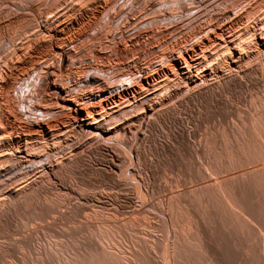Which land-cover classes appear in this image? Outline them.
<instances>
[{"label":"bare ground","instance_id":"bare-ground-1","mask_svg":"<svg viewBox=\"0 0 264 264\" xmlns=\"http://www.w3.org/2000/svg\"><path fill=\"white\" fill-rule=\"evenodd\" d=\"M10 3L0 23L27 25L22 38L15 24L18 39L0 38V234L20 239L0 241V264H264V99L254 91L264 78V0ZM181 24L188 29L174 33ZM141 41H150L142 63ZM43 43L48 56L37 68L36 58L21 65L24 51ZM192 104L222 121L232 109L239 125L228 139L215 134L194 147L197 131L180 116ZM161 124L167 139L154 150L202 156L190 167L193 188L176 176L159 182L139 151ZM62 162L96 171L108 190ZM26 191L48 196L31 202ZM49 209L61 225L90 220L39 244L32 223ZM19 249L26 257L16 263Z\"/></svg>","mask_w":264,"mask_h":264},{"label":"rangeland","instance_id":"rangeland-1","mask_svg":"<svg viewBox=\"0 0 264 264\" xmlns=\"http://www.w3.org/2000/svg\"><path fill=\"white\" fill-rule=\"evenodd\" d=\"M0 9H2V7H4V9H2L1 11L3 12V14L5 15V17L7 16L8 17V13L11 11V10H13L14 9V7L11 5V3H10V0H0ZM4 2V3H3ZM9 3V4H8ZM10 6V7H9ZM6 7V8H5ZM233 14V13H232ZM4 16H3V19L5 18ZM6 17V18H7ZM33 17H34V19H33ZM33 19V20H32ZM38 18H37V16L35 15V14H32V16H31V20L32 21H30V24H31V26L33 25H35L36 26V28H38V29H40V26H39V23H38V21L39 20H37ZM2 20V18L0 17V21ZM18 21V20H17ZM7 22V24L5 25V23ZM19 22V21H18ZM18 22H16L15 23V21H13V22H10V21H4V22H1L0 23V38L1 39H5V40H7L8 38L10 39V38H16V39H18L17 37L19 36V38H22V34H19L20 32H21V28H23V27H25L27 24H23L21 21L19 22V23H21V24H19ZM35 23V24H34ZM11 24H13V25H11ZM17 26L18 25V28H19V32H18V34H15L17 31H15V30H18V29H15V28H17L15 25ZM12 27H11V26ZM22 25H24V26H22ZM172 25V24H171ZM14 28V29H13ZM136 28L137 29H139L140 28V26H139V28H138V26L136 25V27L134 28V30H136ZM179 29L176 31V32H174V33H177L178 31H180L181 29H183L184 31L185 30H187L188 29V25L187 24H181L179 27H178ZM13 29V30H12ZM14 31V32H13ZM12 32V33H11ZM14 34V35H13ZM3 35V36H2ZM16 35H18V36H16ZM13 36H15V37H13ZM176 36H178V35H176V34H173V36L170 38V39H173V37L175 38ZM42 38V37H41ZM41 38L39 39V42L41 41ZM42 42V41H41ZM146 43L147 44H149L150 43V41H141V47H142V49H141V47H140V45H139V43H138V45L135 47V51L137 52L136 54H139V55H137L138 57H136V59L138 58V62H140V63H142V57L144 56V55H146V56H144V57H147V48H149L147 45H146ZM152 43H153V45L156 43H154V41H152ZM152 45V44H151ZM156 45V44H155ZM44 46V47H43ZM4 49H6V48H4V47H0V61L2 62V55L4 56V54H1L2 52L4 53ZM25 49V48H24ZM24 49H22L23 51H24ZM145 49V50H144ZM157 49H159V46L157 47ZM39 50V51H38ZM38 50H34V49H31V50H28V51H24V55H23V57L22 58H24V59H22L21 60V65L23 64V65H29V63H30V60H31V58L33 59H35L34 60V65H33V68H37V66L39 65V62L40 61H42V57L43 56H48L47 54H48V48H47V46H45L44 45V43H43V45L42 46H40L39 47V49ZM47 50V51H46ZM145 52H144V51ZM35 51V52H34ZM37 51H38V53H37ZM32 52V53H31ZM139 52V53H138ZM36 53V54H35ZM42 53V54H41ZM141 53V54H140ZM144 53V55H142ZM146 53V54H145ZM29 54H34L33 56H35V57H31V56H28ZM38 55V56H37ZM41 55V56H40ZM43 55V56H42ZM142 55V56H141ZM25 56H27V57H25ZM39 57V58H37V57ZM29 59V60H28ZM0 62V68L2 67L3 68V63H1ZM36 62V63H35ZM38 62V63H37ZM38 64V65H37ZM21 69H23V68H21ZM21 69L19 70V72L21 73ZM113 72H115V70L114 71H112V73ZM34 75V74H33ZM76 77V78H75ZM77 75H74V79H76L77 80ZM80 77V76H79ZM262 78V77H261ZM259 76H257V82H258V85H257V89H255L254 91H261L260 92V95H258V97H261V98H263L264 99V78H262L261 79ZM261 82H263V83H261ZM73 83V82H72ZM77 84V83H76ZM75 84V85H76ZM82 85H86V84H82ZM259 87V88H258ZM19 88L20 89H23V90H26V85H25V83L24 84H21L20 86H19ZM248 94V93H247ZM246 94V98H247V100H250V95H247ZM262 95H263V97H262ZM14 102L16 101L17 102V104H16V102H15V104H16V106L20 109L21 107H20V103H19V100L18 99H20V94L17 92V93H15L14 94ZM252 99H253V96H252ZM229 101H231V102H233L232 100H230L229 99ZM247 104L249 103V102H246ZM245 103V104H246ZM241 105L240 107L241 108H243L244 106L246 107V109H247V107H248V105L246 104V105ZM240 105V104H239ZM212 111H213V109L210 107V106H206V105H203V104H192V105H190L189 107H188V109H186V110H184V111H182V115H180V116H182L183 118H184V120L186 121V124H184V126L185 127H187V128H189V127H194L195 129H196V135H195V137H194V139H193V142H194V147H197L199 144V147L201 146V148L202 147H204V144H205V142H204V139L205 140H207V138L206 137H210V136H212V135H215L216 134V136H214V137H216V139H217V142H221V138H222V136H221V138H220V134L222 133L224 136L223 137H225V138H229V133L231 132V128H232V126H233V128L236 126V125H239V119H240V117L237 115V113L235 112V111H233L232 109H229V108H226V109H224V112H225V114H226V119L224 120V121H222L221 120V117L219 116V115H212ZM28 112L30 113V111L28 110ZM231 112H233V114L231 113ZM239 114V113H238ZM36 115H40V114H36ZM240 115V114H239ZM31 117H33V116H31ZM38 117H40V116H38ZM45 117V116H44ZM24 120H25V116H23L22 117ZM165 125H167V123H164ZM164 124H161V125H159V130H158V132L156 133H153V135H151V137H149L150 135H146L145 134V139H144V141L142 142L144 145L145 144H147V145H140L139 144V147L141 146L142 148H140L139 149V151H141V152H144V155H145V159H146V161L148 162V163H150L152 166H153V168H155V171H156V175H157V177H158V179L160 180L159 182H162L163 183V180H164V182H166L167 184H168V181H169V178H175V176L176 177H179V178H181V179H183L184 181H185V183H186V186H188L189 188H193L194 187V182H196V181H194L191 177H190V175H189V172L191 173L192 171H194L195 169L197 170L198 168H200L202 165H203V158H201L202 156H200V158H198L199 156H192L193 158L195 157V159H192V158H190L189 159V157H188V159L186 158V156H178L177 154H175L174 152H171V153H167V154H162V153H160V151H159V153H158V151H156V150H154L155 148H158L159 147V142L160 141H165L167 138H165V136H166V133H167V127L164 125ZM222 126V127H221ZM224 129V130H223ZM152 136L155 138L154 139V141H155V143H154V145H151L150 143H149V140L148 139H151L152 138ZM218 136V137H217ZM227 136V137H226ZM146 137H148V138H146ZM158 137V138H157ZM158 139V140H157ZM145 141H147V142H145ZM158 141V142H157ZM145 142V143H144ZM200 142V143H199ZM196 144H197V146H196ZM202 144V145H201ZM218 144H220V143H217L216 144V147H217V145ZM153 146H155L154 148H151V147H153ZM157 146V147H156ZM219 147V146H218ZM146 148H147V150H146ZM142 149H144V150H142ZM167 155V156H166ZM68 157H70V156H68ZM67 157V158H68ZM149 158V159H148ZM186 158V159H185ZM69 159V158H68ZM151 159V160H150ZM66 160V159H65ZM150 160V161H149ZM198 160V161H197ZM67 161V160H66ZM154 162V163H153ZM168 163V164H167ZM62 164H64V162H62L61 164H59L60 166H61V168L63 167V166H65V167H63V169H65V168H67L68 166L67 165H69V167L71 166V167H74V166H76V164H64V165H62ZM60 166H58V167H60ZM170 166V167H169ZM200 166V167H199ZM58 167H55V168H58ZM192 167H195L194 168V170H192L191 168ZM158 168V169H157ZM75 170L76 171H79L80 172V181H82V183H89V184H93L94 186H96L97 187V189L96 190H103L104 188V186H103V184L101 183V181H100V175L96 172V171H94V170H89L88 171V169H86V166L85 165H81V164H79V165H77L76 166V168H75ZM190 170H192V171H190ZM92 172V173H91ZM230 173L231 172H234V170H232V171H229ZM162 174V175H161ZM165 174V175H164ZM160 176V178H159V176ZM165 178V179H164ZM84 180V181H83ZM81 189H83L82 190V192H85V191H89V190H87L85 187H83V186H81L80 187ZM107 191L108 189H104V191ZM26 193H29L28 191H26ZM29 194H33V195H29ZM28 194V196H30L29 197V200L36 194V198L38 197V193H36V192H31V193H29ZM48 196V194H41V195H39V197L37 198V199H39V198H41V197H44V196ZM55 193H53L51 196H52V201H57V202H61V201H63L62 199V197L61 196H56L55 197ZM46 196V197H47ZM55 197V198H54ZM58 197V198H57ZM60 197V198H59ZM34 198V197H33ZM36 198H34L33 200H30L31 202H35L34 200H37ZM62 198V199H61ZM60 199H61V201H60ZM55 202H53V205H54V203ZM48 204L51 206V204H52V202H48ZM53 205H52V207H53ZM58 214L59 213H57V212H53V211H51V209H49L47 212H46V215H44V217L42 218V219H34V224L32 223V226H33V229H34V232H35V235H36V242H38L39 244H44V242L45 241H47L48 240V236H47V234L49 233V234H56V232H58V233H64L63 231H66V229L68 230V228L70 229H77V228H79V227H81V224H83V223H81V222H83V220H84V223L87 221V220H90V218L89 217H87L86 215H80L79 217H78V219H80V220H77V221H75L73 224H70V223H68L67 224V226H65V225H61V223L60 222H63V221H61V220H59L58 219ZM21 215H26V214H22V212H21V214H17V216L14 218V219H16L15 220V222L17 223V225H18V221H20V218L21 217H24V216H21ZM30 215H31V213H30ZM53 215V216H52ZM27 216V215H26ZM55 216V217H54ZM56 217H57V219H56ZM18 218V219H17ZM22 219V218H21ZM51 219V221H49ZM82 219V220H81ZM109 220L110 221H113V219L110 217L109 218ZM40 223V225H39V223ZM45 223H44V222ZM92 221H96L95 219H92ZM37 222V223H36ZM50 222V223H49ZM56 222H58L57 224H56ZM15 223V224H16ZM41 223H43V224H41ZM48 223H49V225H48ZM51 223L53 224L54 223V225H51ZM76 223V224H75ZM69 225V226H68ZM78 225V226H77ZM42 228H41V227ZM48 228H47V227ZM77 228H76V227ZM116 226V225H115ZM45 228H46V230H45ZM66 228V229H65ZM57 230V231H56ZM44 232V233H43ZM48 234V235H49ZM2 235V236H1ZM16 236V237H15ZM18 236H19V239H20V235H18L17 233H15V234H13L11 237H12V239H10V240H8V239H5V237H4V235L3 234H0V241H3V242H5V243H12V244H14V243H16L15 241H18L17 239H18ZM4 239H3V238ZM15 237V238H14ZM38 237V238H37ZM46 239V240H45ZM8 240V241H7ZM56 240H58V239H56ZM61 240H64V239H61ZM11 244V245H12ZM17 244V243H16ZM16 244H15V246H16ZM20 253H22V254H20ZM26 252H25V250L24 249H19V250H17L16 251V254H15V257H16V259H14L15 261H17L16 263H19L18 262V260L20 261V259L21 260H23V258H25L26 257V254H25ZM22 255H23V257H22ZM28 257H31V255H28ZM19 258V259H18ZM8 259V257L6 258V260ZM9 260V259H8ZM7 260V261H8ZM13 260V261H14Z\"/></svg>","mask_w":264,"mask_h":264}]
</instances>
